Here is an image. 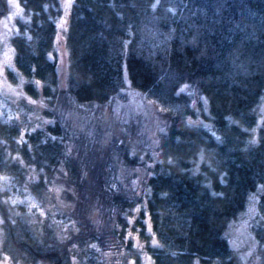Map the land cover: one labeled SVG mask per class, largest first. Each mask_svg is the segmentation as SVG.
I'll return each instance as SVG.
<instances>
[{
    "label": "trees",
    "instance_id": "trees-1",
    "mask_svg": "<svg viewBox=\"0 0 264 264\" xmlns=\"http://www.w3.org/2000/svg\"><path fill=\"white\" fill-rule=\"evenodd\" d=\"M25 3L27 29L48 42L56 5ZM59 33L63 85L54 60L13 36L29 63L23 90L35 115L33 104L23 103L16 116L0 120V170L20 178L27 165L36 170L29 187L39 206L47 204L55 177L72 222L57 235L47 218L11 213L0 187L1 252L8 264H65L72 255H91L90 246L109 252L116 264H247L222 232L264 183V126L248 135L264 90V0H69ZM122 76L133 87L166 91L180 106L116 116L111 103L123 93ZM179 82L198 94L196 122L188 119L194 114L188 96L176 91ZM147 133L155 156L136 189L128 173L118 179L116 162L135 165L129 152L139 150ZM260 198L255 235L264 243V192ZM257 252L255 264H264V246Z\"/></svg>",
    "mask_w": 264,
    "mask_h": 264
},
{
    "label": "rangeland",
    "instance_id": "rangeland-1",
    "mask_svg": "<svg viewBox=\"0 0 264 264\" xmlns=\"http://www.w3.org/2000/svg\"><path fill=\"white\" fill-rule=\"evenodd\" d=\"M7 2L9 9L6 11L7 14L4 16L5 18H8L14 11L21 9L15 0H11V2L8 0ZM68 5L69 0H60V3L57 5L59 10L62 12V15L64 12V22ZM59 19L61 20L62 17ZM2 34L3 33L0 32V38L2 39L1 41H4L3 43H0V113L4 112L3 110H10L13 112L18 105H22L23 103L26 104L28 108H30V101L27 99L28 96L24 94V90L22 89L19 91L13 86H7L6 82L1 79V70L6 69L7 57H9V50L7 49V45ZM59 43L55 44V50H52V55L54 56L53 59H56L55 75L57 84L63 85L65 72V50L63 44ZM9 80H11L10 77ZM118 89L123 93H117L111 104L114 114L123 119H127L129 116L134 117L137 112H144L145 107L177 108L181 103L180 99L170 95L166 91H162V89L157 90L149 87H133L125 76H122L121 80L119 81ZM176 91H182L188 96L189 105L194 110L193 116L189 117L188 119L192 122H196L198 120L197 116L201 107L197 102V92L194 89L187 87L183 82L176 84ZM121 94H123V96ZM32 104L33 103L30 105ZM31 107V115H35V105L33 104ZM252 111L256 121L255 123L248 126L249 137H255V133L259 127L264 126V90L252 108ZM28 113H30V111ZM100 118L102 119L101 123L103 126L106 125V108L104 109V112ZM73 120L74 118L72 121ZM140 139L141 146L139 147V150L136 152L131 149L129 152V155L134 153L136 156L135 159H137V161L135 162V165L129 169H125L124 164L116 162V176H118V179H122L125 176V173H128L127 183L131 186H134L136 189H138L141 183H143L147 173L149 172L148 167L151 164V160L155 156V139L151 133H147V136L142 135L139 140ZM131 141L136 142V139L133 137ZM19 175L21 178L16 177L9 172L0 170V187L3 188L5 192L9 211L11 213L22 212V214L27 218L33 216V214H38L37 216L39 218V222L43 219V217L47 218L48 226L51 228V231L57 233V235H61L63 230L67 228V224L71 223L72 220L67 214V199L61 198L59 195L61 188L59 180L55 179V177L51 179L50 186L48 191H46L44 199V202L47 204L45 206H39L40 199L38 197L36 198L34 192L31 190V187H29V180L36 178V170L27 165L26 168H23L21 174ZM59 176H61V174L56 172V178ZM262 192H264V183L258 184L256 188L249 192L242 210L229 221L222 232L225 244L228 247L237 245V247L242 251H251L250 256H248V260L246 261L247 264L257 263L259 259L257 251L259 246L263 244V242H261V240H259V238L255 235V228L257 226L258 219L261 218L263 211V203L260 198ZM135 210L133 211V214L138 213L136 206ZM134 216H130V225L128 226L129 228L127 227L128 229H125L127 234L126 238L129 235L128 239L132 237L131 235H133L135 229V227H133L136 224ZM1 243L2 233L0 225V264H8V260L2 255ZM90 247L93 251L91 255L85 253L86 251L83 252L81 257L72 255L71 259H69L65 264H93V261L97 260L98 258L102 259L104 264H116V261L112 259V256L109 254V252L104 251L100 253L96 251L95 246ZM89 256H91L92 259H88ZM139 264L143 263L140 262ZM196 264L216 263L214 261H197Z\"/></svg>",
    "mask_w": 264,
    "mask_h": 264
},
{
    "label": "flooded vegetation",
    "instance_id": "flooded-vegetation-1",
    "mask_svg": "<svg viewBox=\"0 0 264 264\" xmlns=\"http://www.w3.org/2000/svg\"><path fill=\"white\" fill-rule=\"evenodd\" d=\"M7 1L8 0H0V32L3 33L2 35L4 36L7 49L9 50V57H7L6 69L1 70V79L6 82L7 86H13L18 90H22L24 88V85L28 82L27 72L29 71V63L27 62V58H23L19 55L17 46L14 43V41L19 42V40L13 39V36H16L17 38L21 39L20 42H23L25 44V47L32 50L33 53L34 50H37L43 53V55H47L49 60H51L52 62L54 60L55 67L56 59H53L54 56L52 55V50H55L56 43L62 42L59 32L63 23L64 12L62 15V12L57 7L58 3H60V0H49L51 1V4L56 5L57 14L55 16H50V24L53 26L54 29L53 32L49 34V39L47 42L44 39V41H42V39L40 40V38L35 32H31L27 29L26 25H28L31 21L30 19H28V15H30V10L26 6L25 0H15L21 9L14 11L8 18H5L4 16L7 14L6 11L7 9H9ZM45 3L49 4L48 1H45ZM61 17L62 19L60 20L59 18ZM1 40L2 39L0 38V43H3L4 41ZM42 42H47V44L45 43L44 45V49ZM9 77L11 80H9ZM3 111L4 112L0 113V120H9L13 115L16 116V113L14 114L10 110ZM0 207L3 209V206L1 204ZM255 232H258L257 226L255 228ZM261 246H264V243ZM231 252L237 255H242L243 261H246L247 257L250 256L251 251H242L237 247V245H233V249H231Z\"/></svg>",
    "mask_w": 264,
    "mask_h": 264
},
{
    "label": "snow or ice",
    "instance_id": "snow-or-ice-1",
    "mask_svg": "<svg viewBox=\"0 0 264 264\" xmlns=\"http://www.w3.org/2000/svg\"><path fill=\"white\" fill-rule=\"evenodd\" d=\"M10 2H11V0H10Z\"/></svg>",
    "mask_w": 264,
    "mask_h": 264
}]
</instances>
